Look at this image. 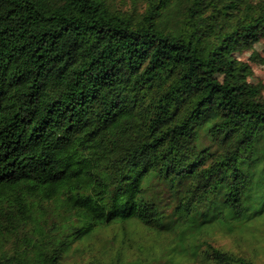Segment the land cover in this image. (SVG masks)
Returning <instances> with one entry per match:
<instances>
[{
	"label": "trees",
	"instance_id": "trees-1",
	"mask_svg": "<svg viewBox=\"0 0 264 264\" xmlns=\"http://www.w3.org/2000/svg\"><path fill=\"white\" fill-rule=\"evenodd\" d=\"M263 30L264 0H0V264L131 218L168 241L138 264H259L207 234L264 235V86L237 55Z\"/></svg>",
	"mask_w": 264,
	"mask_h": 264
},
{
	"label": "rangeland",
	"instance_id": "rangeland-1",
	"mask_svg": "<svg viewBox=\"0 0 264 264\" xmlns=\"http://www.w3.org/2000/svg\"><path fill=\"white\" fill-rule=\"evenodd\" d=\"M242 60L249 62L252 65L253 73L249 79L253 82H262L264 86V30L261 39L254 44L250 49L237 53ZM204 130H200L198 143L202 142ZM206 142L205 140H203ZM124 227L129 231L128 236L137 239L134 241L132 250L129 251L122 248L123 255L119 260H113L114 264H138L137 261L141 258H146V253H142L138 249V244L149 246L151 243H166L168 242L165 235L158 236L147 230L136 219L131 218L123 222L119 220L113 225L106 228H98L92 233L86 235L77 241L64 255L63 264H80L84 260H88L95 255H99L102 251H108L104 257L106 261H110L111 254H116V251L121 248L120 235L123 234ZM262 229L264 226L261 225ZM226 229L219 225L213 226L210 233L207 234L216 245L234 250L237 252L251 253L256 257L259 264H264V235L258 236L254 240L239 235H232L225 231ZM164 264H203L199 260L190 258H178L172 263Z\"/></svg>",
	"mask_w": 264,
	"mask_h": 264
}]
</instances>
